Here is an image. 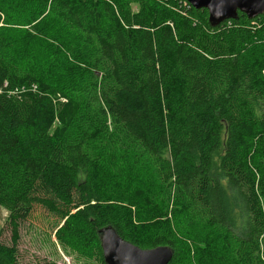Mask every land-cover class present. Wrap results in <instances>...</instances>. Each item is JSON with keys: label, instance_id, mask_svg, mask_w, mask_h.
<instances>
[{"label": "trees", "instance_id": "16d2710c", "mask_svg": "<svg viewBox=\"0 0 264 264\" xmlns=\"http://www.w3.org/2000/svg\"><path fill=\"white\" fill-rule=\"evenodd\" d=\"M23 1L56 45L4 27ZM0 207V264H19L36 218L101 264L108 226L169 264H264V14L212 26L185 0H0Z\"/></svg>", "mask_w": 264, "mask_h": 264}, {"label": "rangeland", "instance_id": "374dc122", "mask_svg": "<svg viewBox=\"0 0 264 264\" xmlns=\"http://www.w3.org/2000/svg\"><path fill=\"white\" fill-rule=\"evenodd\" d=\"M26 4L29 5L27 1H23L22 3H18L13 9L12 7L7 9V5L4 6L9 15L7 22L11 23L10 25L4 24V27L11 30H27L31 32L22 36L29 46H36L37 49V44L45 45V42L56 45L55 40L50 37H54L52 33L35 32L36 30H48L49 27H46L42 18L31 22V13L24 7ZM42 50L41 48L40 51L42 52ZM42 53H45V51ZM58 102L59 104H67L63 98L55 97L54 105ZM65 105L59 111L58 106H56L53 130H57L61 126L59 115L63 111V108H65ZM7 217V211L0 207V239L4 244L11 246V232L6 226ZM44 226L39 218L22 223L20 227V239L16 244L19 264H101L91 248L85 245L61 244L56 239L55 227L47 229Z\"/></svg>", "mask_w": 264, "mask_h": 264}, {"label": "water", "instance_id": "95a60500", "mask_svg": "<svg viewBox=\"0 0 264 264\" xmlns=\"http://www.w3.org/2000/svg\"><path fill=\"white\" fill-rule=\"evenodd\" d=\"M195 9H206L212 26L237 19L238 13L249 19L264 14V0H185ZM105 264H169L174 256L169 247L143 250L125 241L108 226L99 231Z\"/></svg>", "mask_w": 264, "mask_h": 264}]
</instances>
